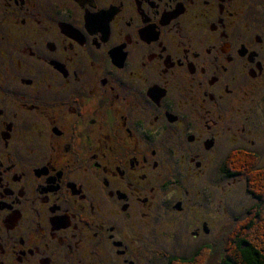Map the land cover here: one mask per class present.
Masks as SVG:
<instances>
[{"label":"flooded vegetation","instance_id":"af4514ba","mask_svg":"<svg viewBox=\"0 0 264 264\" xmlns=\"http://www.w3.org/2000/svg\"><path fill=\"white\" fill-rule=\"evenodd\" d=\"M261 115L264 0H0V264L194 255Z\"/></svg>","mask_w":264,"mask_h":264},{"label":"trees","instance_id":"16d2710c","mask_svg":"<svg viewBox=\"0 0 264 264\" xmlns=\"http://www.w3.org/2000/svg\"><path fill=\"white\" fill-rule=\"evenodd\" d=\"M260 159L256 153L236 151L219 173L228 178L244 179L255 203L248 210L249 219L238 221L232 233L224 235L227 247L218 264H264V167H259ZM195 252L190 257H177L170 264H211L212 246L203 245Z\"/></svg>","mask_w":264,"mask_h":264},{"label":"rangeland","instance_id":"374dc122","mask_svg":"<svg viewBox=\"0 0 264 264\" xmlns=\"http://www.w3.org/2000/svg\"><path fill=\"white\" fill-rule=\"evenodd\" d=\"M260 119L262 122V124L259 125L261 131L251 132V139L255 141V144L253 143V145L250 146V149H253L254 152L249 153L259 154L261 159L260 164L258 165L259 167H264V117L261 115ZM238 137L241 139L243 135L239 133V136L236 135L233 138ZM225 144L226 142L222 145L224 154L228 149L224 147ZM220 151H222V148H220ZM219 165L220 164H215L214 167L218 170ZM207 184L212 187L210 183ZM208 190L214 197L210 199L208 196L207 198L206 214L208 221H214L215 227L211 228L208 234H206L207 236L205 235L203 238L199 237L196 240L195 245L193 243V245L185 249L183 252L190 253L192 250L194 251V247H199L200 245L212 246L213 252L211 253L209 260L212 258L211 264H218L219 260L223 258L227 247V241L224 237L229 235V232L232 233L231 229L234 228L238 221L241 222L243 219H249L247 216L248 210L255 203V199L248 193L244 179L226 178L222 180L218 186H214ZM181 225L188 230L187 224ZM188 235L189 233H187L185 237L190 239ZM152 239L154 238L149 237L147 240L150 241ZM221 239H223V242H221ZM164 240L165 242L168 241V237ZM167 246H173L174 250L176 249V246L181 248L176 242L168 243ZM186 253H183L182 256ZM209 260H207V262Z\"/></svg>","mask_w":264,"mask_h":264}]
</instances>
